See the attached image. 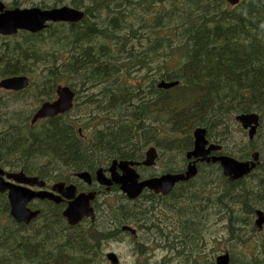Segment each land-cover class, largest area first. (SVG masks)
I'll use <instances>...</instances> for the list:
<instances>
[{
	"label": "trees",
	"instance_id": "obj_1",
	"mask_svg": "<svg viewBox=\"0 0 264 264\" xmlns=\"http://www.w3.org/2000/svg\"><path fill=\"white\" fill-rule=\"evenodd\" d=\"M36 4L41 9L68 4L82 10L84 17L76 24H48L36 34L19 31L0 36V79L26 76L31 81L22 91L0 90L5 95L0 97V168L19 169L47 185L70 184L77 180L73 173H93L105 160L141 162L142 148L158 147L161 137L170 138L163 141L164 150L178 148L185 158L196 128H204L207 140L221 146L220 154L250 159L255 139L236 149L226 147L235 115L257 114L256 136L264 133V0H239L234 7L224 0H38ZM136 69L142 73L139 81L127 83L126 77ZM65 78L75 99L78 91L90 93L87 101L95 115L73 108L30 124L31 112L16 105L25 101L31 88L36 100H52ZM158 81L178 84L163 90L157 88ZM76 115L89 117L87 126L95 119L104 124L88 139L79 135ZM66 116L74 121H66ZM258 154L256 168L239 180L229 181L216 163H197L196 176L176 185L167 196L169 202L155 201L162 196L144 191L138 199L147 203L115 205L111 235L105 227L69 226L61 215L64 205L46 201L38 202L39 215L30 225L15 223L1 196L0 264H98L103 261L102 245L121 239L120 227L144 220L155 224L163 216L176 230L172 242L179 246L183 264H213L207 259L204 232L219 222H223L220 242L244 250L226 251L229 264H242L248 255L246 264H264V238L252 236L257 233L254 210L264 211V158ZM138 174L141 179L158 176ZM147 238L151 241L154 236L150 233Z\"/></svg>",
	"mask_w": 264,
	"mask_h": 264
},
{
	"label": "water",
	"instance_id": "obj_2",
	"mask_svg": "<svg viewBox=\"0 0 264 264\" xmlns=\"http://www.w3.org/2000/svg\"><path fill=\"white\" fill-rule=\"evenodd\" d=\"M229 6L234 7L239 0H224ZM84 13L81 10L67 6L40 9L37 7L6 9L0 1V36L10 37L19 31L31 34L39 33L46 28L48 23H70L75 24L83 19ZM178 82L160 81L158 89L167 90L177 86ZM29 81L26 76H13L0 80V88L4 91L18 92L26 89ZM72 91V90H71ZM67 87H57V99L51 103L46 102L40 105L30 119V124L38 120L53 118L62 115L72 108L74 92ZM235 122L239 124L242 130L247 131L249 140L256 135L259 126V117L255 113H243L234 117ZM193 146L185 155L187 165L183 173H166L158 177L140 179L135 168L139 165L151 167L155 164L157 158L154 148H149L144 154V160L141 163L133 161L111 162L109 170L111 171V182L102 179L101 171H98L97 180L100 184L107 186L117 185L119 190L129 199H137L143 190L151 191L156 195H168L175 185L187 182L197 174V163H218L222 174L229 181L239 180L248 175L257 165L258 153L251 155V161H238L233 157L226 155H213L220 152L221 146L209 144L206 139L204 128H196L192 133ZM81 181L90 183V176L86 172H80L76 175ZM45 182L38 180L37 177H29L21 171L6 172L0 168V194L7 193L9 203V215L15 223L28 225L39 215L38 210H31L28 205L33 200H47L55 205L67 202L62 212V217L69 226L76 225L83 217L93 219V210L90 207V201L94 198V193H77L74 185H66L63 182L53 184L51 191L43 190ZM32 188H38L34 191ZM108 189V188H107ZM256 221L255 227L261 229L264 225V213L262 211L254 212ZM121 231L129 232L135 235V231L128 226L121 227ZM105 258L111 264H118V260L113 253H108ZM215 264H229V255L217 256Z\"/></svg>",
	"mask_w": 264,
	"mask_h": 264
},
{
	"label": "rangeland",
	"instance_id": "obj_3",
	"mask_svg": "<svg viewBox=\"0 0 264 264\" xmlns=\"http://www.w3.org/2000/svg\"><path fill=\"white\" fill-rule=\"evenodd\" d=\"M0 1L6 7H8L7 9H13L12 5L17 6V8H19V9H23V8L37 7L36 3L38 0H0ZM34 3H35V5L33 6L32 4H34ZM227 5L229 6L228 3H227ZM62 6H67V7L73 8L72 6H70L68 4H62V5H58L56 7H62ZM136 71H137V69H136ZM138 72L139 71L131 72L130 75H128L126 77V79H125L126 82L129 84H133V82H138L139 81V75H142V73H138ZM28 81H29V85H30L31 81L29 79H28ZM68 81H69L68 78L63 79L61 84L58 85L57 87H62V88L67 87L71 91L72 90L71 86L65 85V83H67ZM158 82H160V81H158ZM0 90L4 91V89H1V88H0ZM76 90H77V87H76ZM92 90H94L95 93L97 92L96 91L97 88H94ZM71 92H73V91H71ZM89 94H86L85 92H79L78 91V93L76 94V99H75V95H74L71 109L75 108L76 111H83V113H86V112L90 113L91 112L92 115H95V111L92 110L93 106L90 105V103L87 101V97ZM1 96H5V95L0 93V97ZM25 97H26L25 101L21 102L20 105H16V106L23 107L27 111V113L31 112V114L33 116V114L36 112V110L40 107L41 104L46 103V102L51 103V102L55 101L57 99V94L55 91V95H54V98L52 100L44 101L42 103L41 101L36 100L35 89L31 88V89H29L28 94H26ZM68 112H66V113H68ZM66 113H64V114H66ZM64 114H62V115H64ZM112 115L113 114L111 113V116ZM234 117L231 119L230 125L228 127L229 142H228V145L226 147L228 150L236 149V147L238 145H244V144L248 143V139H247V135H246L247 131H244L241 129L239 124L237 122H235ZM75 118L78 119V127H79L78 133H79V135L83 134L88 139H90L96 131L100 130L104 124V122L102 120L95 119V120L91 121L87 126V125H85V123H87V119L89 117L82 116V115H76ZM65 120L68 122L74 121L69 116H66ZM259 125H260V123H259ZM163 135H165V133H163ZM175 137H176V135H173L171 138H175ZM168 139H170V138H168ZM168 139H164L163 137H161L159 139V146L158 147L155 144H147L142 148L143 157H144L145 152L149 148H154L156 151L157 158L155 159V164L151 167H148V168L142 167V166H140L142 168L138 167L139 169L137 171L140 174H142V173L143 174H156L158 176L159 175L161 176V174L163 175V174L167 173V172L163 173L164 171H171V169H185V166H186L185 160L186 159L184 158V154H180L178 148H175L172 152H168V151L164 150V147L166 145H165V142H163V141H166ZM210 143H212V142L210 141L209 144ZM214 145H217V144H214ZM254 147L256 149H253L249 152L250 159L245 158L246 160L251 161V155L253 153H259V151L261 152L260 155L262 156V158H264V133H262L261 136H259V134L257 136L255 135ZM245 159H241L238 161H245ZM111 160L102 161V164L99 166V168L100 167H109L111 165V162L113 161V160L112 161ZM117 161H121V160H117ZM1 169L6 171V172H14V173L19 172V169H14V170H9L7 168H1ZM98 171H101V169H98L96 171V173ZM81 172H85V171H81ZM78 173H80V172H78ZM78 173H75V177ZM86 173L90 176V174L88 172H86ZM181 173H183V172H181ZM218 173H220V172H218ZM29 177H36V176H29ZM38 180H40V179L38 178ZM73 181H75V182H73L71 184L76 185V186L78 184V186L80 188L79 191H82V192L85 191L84 188H86V183L84 181H77V180H73ZM115 188H117V187H115ZM32 189L34 190V188H32ZM34 191H37V190H34ZM82 192H80V193H82ZM98 199L100 201H104V202H110V200H111V208L114 207L115 205L123 203L125 201L123 199V195L119 192V190H111V194L108 192H104V190H102L99 193ZM37 203L38 202L34 201V203H31L29 205V208H32V210H39L37 208H40L41 204L40 203L37 204ZM34 208H36V209H34ZM259 210L264 213V211L261 208H256L254 210V212L259 211ZM158 211L159 210H157L155 212L157 213ZM98 218H100V217H98ZM256 218L257 217L254 214V217H252L253 223H255ZM103 221L104 220H102V219L99 220V222H103ZM30 223L28 225H30ZM106 224L108 225L107 222H106ZM28 225H25V226H28ZM101 225L106 228V226L104 224L101 223ZM157 225L164 232H162L161 234L152 232L154 238L151 241L145 240L146 242H142V240H144V238H143V235L141 233H140V238H139V232L142 230L138 231V238L137 239H138V242L140 244H136L135 240L134 241L132 240V238L130 237L131 233H129V232L128 233L130 235H128L126 232H125V234L124 233L120 234L122 236L121 239H113V240L109 239V240H107L102 245L101 253H102L103 261L99 262L98 264H111L105 258V255L108 253H113L116 256V258L118 260V264H183L182 260H181V256L178 254V251H177V249H179V246L174 245V242H172V239L175 236L176 230H173L170 227L169 223L167 222V219H165V220H163V219L159 220L158 219ZM222 227H223V222L215 223L211 228L207 229L204 232V240L206 241L205 251L207 253V259L212 260L214 264H215L214 259L217 256H220L222 254L224 255V253L226 251L228 252V250H230L232 248H234L233 251L237 252V253H239L241 250H243L242 248L238 247V245L236 247H233V246L227 244V241L222 240L220 242L219 239L223 235V232L220 231V229ZM255 229L257 230V233L253 234L252 236L258 237L259 239L264 238V225L262 226L261 229H258L256 227H255ZM29 231H31V230L29 229ZM167 232H170V234H167ZM135 234H136V232H135ZM213 238H215V239L213 240ZM142 244H143V246H141ZM169 246L172 247V249H169L168 248ZM141 248L144 249V251L142 253H140V252L138 253V250H140ZM201 248L203 249L202 245H201ZM239 255H240V259H243L242 255L241 254H239ZM250 257H251V255L245 256L244 257L245 261H242L241 263L246 264L249 261L248 259ZM235 264H238V262H235Z\"/></svg>",
	"mask_w": 264,
	"mask_h": 264
},
{
	"label": "flooded vegetation",
	"instance_id": "obj_4",
	"mask_svg": "<svg viewBox=\"0 0 264 264\" xmlns=\"http://www.w3.org/2000/svg\"><path fill=\"white\" fill-rule=\"evenodd\" d=\"M143 160H144V158L142 159V161ZM141 162H139V163H141ZM138 167H140V166H138ZM142 167H145V166H142ZM109 168H110V166L109 167H100V168L99 167H96V170L93 173H89L88 172L90 174V179H89L90 180V183L89 184L86 183V188H84V190L86 192L85 191H83V192L84 193H94V198L90 201V207L92 208L94 215H93V219H91L90 217H83L76 225H81V226H85V227H89L90 226L92 228H95L96 227V228H98L100 230L101 227H104V226L101 225V223H102V224H104L106 226V228L108 229L109 234L111 235V228H113V231H114V227H115L113 221L111 220V200H110V202L100 201L98 199V196H99V193L102 190H104V192H108V193L111 194V190H119V188H118L117 185H111L110 184V186H107L105 184H100L98 182V180H97V174H96V171L98 169H101V174L103 176L102 179L105 180V181H110L111 182V171L109 170ZM135 170H136V168H135ZM72 175H73L72 177H75V173H73ZM147 178H154V177H146V178H143V179H147ZM53 184H55V183H53ZM53 184H51V185L45 184L43 190L51 191V188H52ZM70 184H66V185H70ZM74 186H75V188L77 190V193L82 192V191H79L80 188H79L78 184H77L78 187L76 185H74ZM115 187H117V188H115ZM34 190H38V189L37 188H34ZM144 191L147 192L148 190H143V192ZM119 192L124 196V194L120 190H119ZM148 192H151V191H148ZM142 193H141V195H142ZM152 194H154V193H152ZM154 195H156V194H154ZM168 195H165V196L160 195V196H162V198H156V199H153V200L158 201V202H169L172 199H169L167 197ZM1 196H5V198H6L7 202H8L7 193L0 194V197ZM138 198L135 199V200H129L126 196L123 197V199L126 202H128V204L130 205V207L132 206V204H131L132 202H136V201L139 200ZM143 200L144 199H142V200L140 199L139 202H141V201H142L141 203H147V202H149L148 200H144V201ZM34 201L35 202H39V200H33L31 203H34ZM43 201H46L48 203L54 204L51 201H47V200H43ZM31 203H29V205ZM61 204L64 205L63 206V210H64L65 207H66V205H67V202H63ZM142 208L145 209L144 206H142ZM63 210H62V212H63ZM147 215L149 216V214H146L145 216H147ZM98 217H100V218H98ZM164 218L165 217L163 216V220H164ZM100 219H102L104 221L103 222H99ZM106 222L108 223V225L106 224ZM76 225H74V226H76ZM123 226H125V225H123ZM130 226H131V229L136 232V234L135 235H132V234L130 235L128 232H127V234L130 235V237L132 238V240H135V243L136 244H140L138 242V239H137L138 238V231L142 230V231L139 232V238H140V233H141L143 235V238H144V240H142V242H146V241H149V239L147 238V236L150 233H152V232H155L156 233V229L159 228L156 222H155V224H153L149 220H144L143 222H138V223L135 222L133 225H130ZM143 229L146 230L147 232H144ZM120 231H121V227H120Z\"/></svg>",
	"mask_w": 264,
	"mask_h": 264
},
{
	"label": "bare ground",
	"instance_id": "obj_5",
	"mask_svg": "<svg viewBox=\"0 0 264 264\" xmlns=\"http://www.w3.org/2000/svg\"><path fill=\"white\" fill-rule=\"evenodd\" d=\"M123 88V87H122ZM114 91V90H113ZM86 92V91H85ZM112 92V91H111ZM110 98V97H109ZM95 134V133H94ZM97 135V134H96ZM98 137V136H97ZM93 140V142H95L94 141V139H92ZM135 156V155H134ZM140 156V155H139ZM122 161V160H121ZM135 162V161H134ZM179 165V164H178ZM181 167V166H180ZM125 196V195H124Z\"/></svg>",
	"mask_w": 264,
	"mask_h": 264
}]
</instances>
